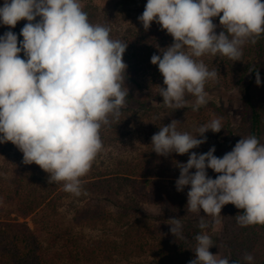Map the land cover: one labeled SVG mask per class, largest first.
I'll return each instance as SVG.
<instances>
[{"label": "clouds", "instance_id": "clouds-1", "mask_svg": "<svg viewBox=\"0 0 264 264\" xmlns=\"http://www.w3.org/2000/svg\"><path fill=\"white\" fill-rule=\"evenodd\" d=\"M216 17L223 28L218 35ZM21 20L28 23L19 46L14 32L0 36V144L10 142L22 152L24 164L48 174V183L63 182L65 192L80 196L81 178L103 148L102 125H110L109 117L118 120L126 106L123 55L128 44L110 38V28L91 24L80 0H4L0 24L15 28ZM138 20L145 30L156 22L173 37L172 45L151 57L166 86L159 87L163 104L184 109L191 95L192 110L198 111L207 103L206 82L215 81L218 73L196 58L219 53L239 61L243 46L256 44L264 34V2L147 0ZM249 72H255L259 87V71ZM178 124L173 120L160 127L151 145L158 156L191 153L187 163L176 164L175 186L178 192L190 186L186 208L200 217L198 227L217 230L228 204L243 210L236 216L241 227L264 225V144L249 135L223 157L214 155V146L197 154L191 150L206 143L209 130L220 132L221 120L202 125L197 135L179 132ZM207 169L218 174L215 179ZM168 225L176 239L183 238L181 219L171 218ZM194 239L195 258L189 264H229L209 251L214 246L209 235ZM244 260L251 264L253 256L246 254Z\"/></svg>", "mask_w": 264, "mask_h": 264}, {"label": "trees", "instance_id": "trees-1", "mask_svg": "<svg viewBox=\"0 0 264 264\" xmlns=\"http://www.w3.org/2000/svg\"><path fill=\"white\" fill-rule=\"evenodd\" d=\"M144 1L147 3V0ZM132 2L137 1L122 0L119 3L120 11L126 14ZM85 12L92 23L100 17L92 13L89 7ZM104 26L111 28L110 22H106ZM21 29L20 26L7 30L18 36V46L23 40L20 35ZM110 38L128 44L123 55V61L127 65L125 85L128 88V96L119 119L109 117L111 123L108 126L102 125L100 135L104 130L115 131L127 126L134 120L133 118L142 119L144 117L140 113L142 111L145 113L155 107L170 109L163 104V97L159 96V87L166 86L158 66L151 63V57L154 54L161 55V52L173 44V37L166 30H162L161 25L153 22L148 30L143 26L129 27L124 32L110 34ZM247 48L249 51L245 52L239 61L230 60L225 56L214 59L212 69L209 68V71L218 72L216 79L218 84L212 86L211 80L207 81L205 92L209 95L213 88L232 90V87L238 86L244 106L241 125L247 136L254 135L261 143L264 136L262 107L264 102L261 99L264 96V34L258 37L256 44H251ZM253 55L257 58L253 59ZM20 56L24 58L23 53H20ZM249 68L259 71L261 77L259 87L255 82V72L250 73ZM222 72L231 79L230 85L229 80L219 78V73ZM186 100L188 104L182 110L187 111L198 122L206 121L208 124L217 117L222 124L219 134L224 133V129L230 128L231 119L224 105L206 97L207 103L198 111H193L195 98L187 95ZM224 143L225 141L220 138V144ZM4 146L5 144H0V264H112L117 257L123 256L129 260L132 258L131 255L136 258L154 256L153 262L136 264H189L193 254L194 237L203 233L198 227L199 223L181 222L182 239L170 236L167 239H157L153 237L154 232L147 233L148 224L145 223L144 217H135L137 212L135 200L130 193L126 191L127 202L121 199L125 188L138 187L142 201H151L161 206L164 210V218L187 216L188 197L185 193L178 192L176 196L168 194V190L159 188V181H153L164 177L169 179L168 184L175 185L180 171L172 163L173 159L162 161L156 153H151L154 159L162 161V165L151 166L149 160H145L142 164L131 161L122 163L120 170L115 173L106 174L99 171L84 176L81 178V195L75 196L63 190V182L48 183V174L39 166L33 167L30 171L19 170L12 178L3 179L1 157L3 151L5 152ZM150 182L156 185L151 189L153 191L146 186ZM184 190L189 191L190 186L185 187ZM68 199L73 202L75 214L72 223L75 226L82 229H110V231L104 237L88 240L79 231L76 232L73 224L69 226L59 224L56 218L59 216V202ZM80 202L85 204L80 206L78 204ZM3 204L13 206L16 216L7 214L2 207ZM231 206L236 216L243 213L242 209H237L232 204ZM32 216H35V229H32L29 223L21 221ZM161 226L164 230L167 223ZM246 228L253 236H258L259 240L256 239L253 243L251 238L243 236L244 240L240 239L243 240L242 244L236 248L237 254L240 255L239 264H249L244 260L246 254L253 256L251 264H264V225H250ZM117 235L121 239L116 237ZM150 235L154 239H150Z\"/></svg>", "mask_w": 264, "mask_h": 264}, {"label": "rangeland", "instance_id": "rangeland-1", "mask_svg": "<svg viewBox=\"0 0 264 264\" xmlns=\"http://www.w3.org/2000/svg\"><path fill=\"white\" fill-rule=\"evenodd\" d=\"M122 0H80L82 5V10L85 11L88 7L90 11L97 16H100L94 23L90 20L89 22L93 25H102L106 22H110L111 32L110 34H116L126 31L127 28H137L143 26L142 23L138 20V17L142 15L146 2L144 0H136L137 2H132L128 7V12L125 14L120 11L119 3ZM264 2V0H261ZM4 4V0H0V7ZM219 17L213 18V23L217 25L216 34L218 35L221 31H223L222 26H220V22L218 20ZM90 19V18H88ZM28 23L26 20H21L15 26V29L18 27H24V25ZM10 29L8 26L0 24V36H3L4 33ZM14 29V28H11ZM251 44L246 43L243 46V54L242 58L245 55L244 53L248 52V48ZM256 51V50H255ZM23 53V52H21ZM256 53V52H255ZM255 55V54H254ZM252 56L253 59L257 58L256 56ZM219 56H223L222 54H216L215 56L211 54H205L198 59V61H202L207 69H212V62ZM25 58V57H24ZM218 73V72H217ZM219 78H224L225 81L229 80V85L232 82L230 78L226 77V73H219ZM224 74V75H223ZM231 74H229V77ZM222 81V80H220ZM212 86L218 84L215 81H212ZM139 95L137 94V97ZM208 99H212L218 102V104H222L226 107L225 111L228 113L231 119V126L229 129H224V133H213L212 131L206 132L204 135L207 138L206 143L200 145L198 148L191 150L192 152H196L197 154L207 153L210 148L215 147L216 151L214 155L216 157H221V153L226 154L230 152L236 143L241 139L247 137V132L243 128L242 124V116L244 113L243 106V96L238 86L232 87V90H224L219 88H213L209 95L206 96ZM264 102V96L261 97ZM264 110V103H263ZM142 119L133 118L134 120L129 122L127 126H122L115 131L104 130L100 135L102 141V151L98 154L95 161L92 164L90 171L85 176L96 174L101 171L106 174L115 173L120 170L122 163L124 162H135L142 164L145 160H149L151 166H160L162 165L163 159H173V164L176 166L177 163H187L189 155H177L176 153H172L169 156H160L162 161H158L154 159L151 155L153 152L152 136L158 133L159 128L163 125H168L171 121L176 120L180 124L177 125V130L181 133L188 132L192 135H197L196 129L201 127L202 125H206L205 123L198 122L195 118H192L187 111L179 109H168L163 110L162 107H155L153 110L142 111ZM144 113V114H143ZM214 115V114H213ZM212 115V118L214 116ZM217 118V117H216ZM222 125V124H221ZM203 138V137H198ZM220 138L225 141L223 145L220 144ZM264 144V136L261 142ZM5 152L3 151L1 157V175L3 179L7 180L15 176L19 170L30 171L33 167H37L35 164L26 165L23 163V154L20 152L13 144L5 143L4 146ZM167 161V163L169 162ZM172 161V160H171ZM147 162V161H146ZM152 162V163H151ZM172 164V166H173ZM168 167V166H167ZM207 175L213 179L216 178L217 174L213 172L211 169H207ZM153 181H159V188L163 190H168V194L177 195L178 191L176 190V186L174 184H168V178L159 177L154 179ZM148 189H154L155 184L150 182V184L146 185ZM175 187V188H174ZM126 191L130 193V195L135 200V217H144V221L148 224L147 233L151 234L154 232V238L167 239L168 236L174 237L170 232V226L168 225V220L171 218H164V210L161 206L152 203L151 201L144 202L141 199L140 194L138 193V187H132L129 189H124L122 193V201L127 202L126 199ZM153 191V190H151ZM157 192V191H156ZM187 197V191H183ZM73 202L71 200H63L59 202V216L57 218V222L63 226H69L72 223V219L74 217V208ZM80 206L85 203H78ZM77 204V205H78ZM3 209L7 214H11L13 217L16 216L15 208L13 206L3 204ZM201 216H206L205 213L201 210ZM221 225L217 230H213L211 225L209 228L204 229L203 233L210 236L213 241V247L209 249V251L213 255L219 254L220 257L228 258L229 264H239L240 255L237 254L236 248L238 245L241 246L242 241L245 238L253 239V243H255L256 239L259 240L258 236H253L250 233V230L246 227H241L237 223L236 213L231 206V204L225 205L221 210ZM177 218V217H176ZM139 219V218H136ZM177 219H181L182 223L186 221L199 223L200 217L197 214L190 213L187 216H183ZM29 223L32 229H35V216L29 217L27 220H21ZM167 223V227L162 230V224ZM75 226V225H74ZM76 232L79 231L86 239H98L104 237L110 229H91V228H79L75 226ZM150 227V228H149ZM105 230V231H104ZM110 235H116L113 233H109ZM244 236V237H243ZM121 239L120 236H116ZM150 235V239H154ZM240 241V239H242ZM196 240L194 241V248H192V259L195 258V247ZM123 257V256H122ZM117 257L112 264H136L137 262L147 263L153 262L154 256H147L144 258H136L131 255V259Z\"/></svg>", "mask_w": 264, "mask_h": 264}]
</instances>
